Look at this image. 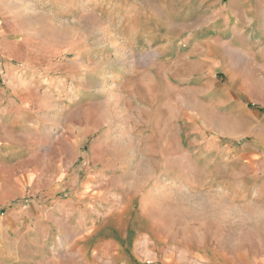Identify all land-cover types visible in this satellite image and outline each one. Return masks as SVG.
<instances>
[{
  "label": "rangeland",
  "instance_id": "374dc122",
  "mask_svg": "<svg viewBox=\"0 0 264 264\" xmlns=\"http://www.w3.org/2000/svg\"><path fill=\"white\" fill-rule=\"evenodd\" d=\"M195 4L0 0V264H264V48Z\"/></svg>",
  "mask_w": 264,
  "mask_h": 264
},
{
  "label": "crops",
  "instance_id": "0c3cea01",
  "mask_svg": "<svg viewBox=\"0 0 264 264\" xmlns=\"http://www.w3.org/2000/svg\"><path fill=\"white\" fill-rule=\"evenodd\" d=\"M195 6L192 16L182 19L189 27L179 48H264V0H196ZM245 163L252 170V195L264 197V156L254 154ZM92 254L99 259L95 248ZM108 264L130 263L109 259Z\"/></svg>",
  "mask_w": 264,
  "mask_h": 264
}]
</instances>
